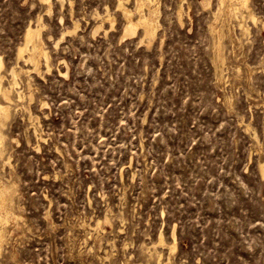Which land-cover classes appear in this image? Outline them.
Returning a JSON list of instances; mask_svg holds the SVG:
<instances>
[{
  "label": "rangeland",
  "instance_id": "1",
  "mask_svg": "<svg viewBox=\"0 0 264 264\" xmlns=\"http://www.w3.org/2000/svg\"><path fill=\"white\" fill-rule=\"evenodd\" d=\"M145 1L0 0V264H264V0Z\"/></svg>",
  "mask_w": 264,
  "mask_h": 264
},
{
  "label": "bare ground",
  "instance_id": "2",
  "mask_svg": "<svg viewBox=\"0 0 264 264\" xmlns=\"http://www.w3.org/2000/svg\"><path fill=\"white\" fill-rule=\"evenodd\" d=\"M42 1L49 5V10L52 9V0H42ZM241 2L243 3V5H246L247 0H241ZM136 4L138 7L137 9H141L143 6H146L148 3L145 0H136ZM119 7L123 8L124 16L126 17V20H127V24H126L125 31H124V36H130V35L135 34L138 25L143 26L145 37L152 38L155 36L157 27H158L157 25L158 21H157V15L155 14L156 11L153 10L152 6L148 5L147 7L148 12L140 14L139 19L137 21H134L133 12L124 6L122 0H119ZM242 7L245 8L246 6H242ZM230 12H232V9ZM26 51H29V52L27 54L28 56L25 62H27L30 65L29 69H27L26 72L34 73L36 75L42 76L44 72L43 65L46 66L47 71L50 70L51 68L50 52L46 46L45 39L43 38L41 34V28H39V26L36 29H33L32 27L28 28L26 32V36H25V45L19 49V56L20 57L23 56L24 52ZM11 75L15 79L16 75H18L17 71L13 69L11 71ZM5 77L6 75L2 72V61H1L0 62V157L2 156L3 150H4L3 145H2L3 140L5 138L3 128L7 124V119L9 118V115H10V107L14 100L12 97V93L15 92L13 90L17 84L16 81H10L9 85H6L4 83ZM22 96L23 95L19 94L18 95L19 99H21ZM14 195H15L14 185H12L8 181H4L2 177L0 176V253L3 249L4 242L7 241V232H8L7 224L10 221L9 217L14 208L13 207L14 206L13 205ZM100 224L101 223L98 222L97 224L98 227H100ZM160 243L162 244L164 243L162 238H160ZM176 245L177 244L174 241L173 246H171L172 249H175Z\"/></svg>",
  "mask_w": 264,
  "mask_h": 264
}]
</instances>
